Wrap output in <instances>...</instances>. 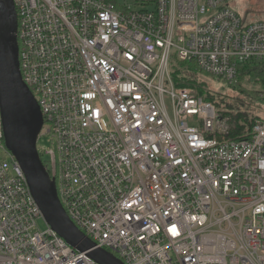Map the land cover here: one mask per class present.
Segmentation results:
<instances>
[{"label":"built area","instance_id":"1","mask_svg":"<svg viewBox=\"0 0 264 264\" xmlns=\"http://www.w3.org/2000/svg\"><path fill=\"white\" fill-rule=\"evenodd\" d=\"M13 1L38 150L96 248L124 264H264V116L226 138L216 105L172 75L185 61L234 83L264 61V20L236 0ZM0 264H100L47 223L1 108Z\"/></svg>","mask_w":264,"mask_h":264},{"label":"water","instance_id":"2","mask_svg":"<svg viewBox=\"0 0 264 264\" xmlns=\"http://www.w3.org/2000/svg\"><path fill=\"white\" fill-rule=\"evenodd\" d=\"M17 13L13 0H0V108L7 148L22 169L31 193L47 223L70 245L100 264H124L105 249L96 248L70 219L38 150L43 114L23 81L17 38Z\"/></svg>","mask_w":264,"mask_h":264},{"label":"trees","instance_id":"3","mask_svg":"<svg viewBox=\"0 0 264 264\" xmlns=\"http://www.w3.org/2000/svg\"><path fill=\"white\" fill-rule=\"evenodd\" d=\"M172 70V75L178 86L193 87L197 95L212 101L216 105L219 114L224 119L226 138H238L250 135L254 121L259 115L251 116L241 106L235 108L232 103L217 100L216 98L221 93L206 90L205 83L200 80V73L194 64L177 61L173 65ZM247 82L253 84L258 89L249 90L246 87ZM229 85L237 91L240 90V93L247 92L249 95L253 94L256 100L264 102V61L252 60L242 64L236 81ZM43 161L47 165V162Z\"/></svg>","mask_w":264,"mask_h":264},{"label":"rangeland","instance_id":"4","mask_svg":"<svg viewBox=\"0 0 264 264\" xmlns=\"http://www.w3.org/2000/svg\"><path fill=\"white\" fill-rule=\"evenodd\" d=\"M133 2V0H129ZM141 1V0H136ZM236 9L240 12L242 16L248 15L249 19L262 18V13H264V0H236ZM175 65V64H174ZM201 81H203L206 87V90H211L213 92H219L221 95L217 97V100L232 103L235 108L241 106L242 109L248 111L249 115H260L264 116V102L256 100L253 94H248L247 92L240 93L236 89L230 87L229 83L220 79L211 77L208 75H199ZM246 87L252 91V89L257 90L258 88L254 87L253 84L247 82ZM248 94V95H247ZM222 107V106H221ZM222 117L218 114L217 120L215 122V127L217 129L224 130V123ZM47 141V138H42L39 142V145H44ZM39 227L45 229L46 224L44 219L38 220Z\"/></svg>","mask_w":264,"mask_h":264},{"label":"crops","instance_id":"5","mask_svg":"<svg viewBox=\"0 0 264 264\" xmlns=\"http://www.w3.org/2000/svg\"><path fill=\"white\" fill-rule=\"evenodd\" d=\"M262 14H263V15H262V18H256V19H254V18L252 19V18H251V19H249V20H251V21L264 20V13H262ZM247 16H248V15L246 14L245 17L247 18ZM247 19H248V18H247Z\"/></svg>","mask_w":264,"mask_h":264}]
</instances>
